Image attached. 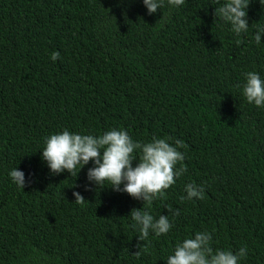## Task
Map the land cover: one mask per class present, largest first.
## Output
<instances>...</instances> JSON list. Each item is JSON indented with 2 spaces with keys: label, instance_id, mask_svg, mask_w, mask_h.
<instances>
[{
  "label": "trees",
  "instance_id": "trees-1",
  "mask_svg": "<svg viewBox=\"0 0 264 264\" xmlns=\"http://www.w3.org/2000/svg\"><path fill=\"white\" fill-rule=\"evenodd\" d=\"M250 2L237 36L216 21L218 0L152 15L143 0H0V264H166L196 232L211 233L214 249L246 248L239 264H264V107L243 96L247 72L264 79V6ZM65 129L186 145L187 171L144 209L172 227L150 233L139 257L130 213L143 201L90 184L91 162L50 174L42 150ZM190 183L202 200H181Z\"/></svg>",
  "mask_w": 264,
  "mask_h": 264
},
{
  "label": "clouds",
  "instance_id": "clouds-1",
  "mask_svg": "<svg viewBox=\"0 0 264 264\" xmlns=\"http://www.w3.org/2000/svg\"><path fill=\"white\" fill-rule=\"evenodd\" d=\"M264 6V0H259ZM185 0H143L149 15L157 13L167 5L169 8H179ZM250 0H224L215 9L216 21L220 20L231 25V31L237 36L246 33L249 29L248 11ZM165 17L161 20H164ZM214 21V23L216 22ZM264 29L255 34L257 44L261 42ZM236 43L239 45L240 40ZM60 57L54 52L52 61ZM246 83L243 86V96L247 103L256 107H264V79L256 72L245 74ZM239 87V86H238ZM171 138H153L151 142H135L124 129H112L100 136L81 135L65 129L61 133L46 138V146L42 150V160L47 163L50 174L60 175L67 171L71 176L77 174L89 165L87 179L97 189L104 188L105 184L118 193H126L134 200L143 201L142 209H132L130 218L133 228H138L137 251L134 255L139 257L147 250L145 241H149L150 233L156 237L167 234L172 224L169 216L160 215L154 218L144 209L153 201L163 199L166 190L173 186L176 178L182 176L187 167L183 164L185 155L179 150L186 145L182 140L170 143ZM138 153V158L135 155ZM134 162L136 166L134 167ZM179 165V167H178ZM9 176L13 183L21 188L26 187L24 172L18 168L12 169ZM91 191V188H86ZM186 197L181 200L189 201L204 198V188L195 184L185 186ZM75 203L83 205L86 200L80 192H73ZM172 216H179V209L167 208ZM212 234L209 232H196L194 237L186 238L178 243L174 254L168 256L166 264H239L246 256L247 249L240 248L237 252L231 250L214 249ZM150 243V241H149Z\"/></svg>",
  "mask_w": 264,
  "mask_h": 264
}]
</instances>
